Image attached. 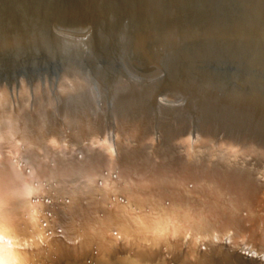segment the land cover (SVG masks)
<instances>
[{
    "label": "bare ground",
    "instance_id": "6f19581e",
    "mask_svg": "<svg viewBox=\"0 0 264 264\" xmlns=\"http://www.w3.org/2000/svg\"><path fill=\"white\" fill-rule=\"evenodd\" d=\"M36 1L3 21L36 9L47 24L53 3ZM79 5L46 28L60 52L38 32L24 49L0 37V72L15 66L0 92V264H264V46L194 18L189 40L141 30L109 47L130 18ZM20 68L75 86L25 84Z\"/></svg>",
    "mask_w": 264,
    "mask_h": 264
},
{
    "label": "rangeland",
    "instance_id": "374dc122",
    "mask_svg": "<svg viewBox=\"0 0 264 264\" xmlns=\"http://www.w3.org/2000/svg\"><path fill=\"white\" fill-rule=\"evenodd\" d=\"M4 1L5 0L1 1L0 5ZM17 1L21 3V0H6L5 3H3L6 4V8H4L3 4V8L0 6V11H2L0 12V37L3 39H5L6 36L14 37L17 40H20L22 48H17L20 50V48H27L26 41H28L29 37H31L30 35L38 32L39 34H42L41 36H44L46 40L50 39L49 42L54 44L50 45V49H55V52H60L62 48L57 47L59 46L58 43H65V39H63L64 41L62 39V41H59L58 38H61L62 36H53L47 32L46 28L51 22H57V20H59L58 18H61L64 15L70 16V12L75 11L77 8L80 9L81 6L79 5V2L82 0H68L72 2V5L69 6L64 4V1L67 0H57L58 2L56 0H50V2L53 3L51 4L53 8L51 10L52 16L48 18L50 22L47 24L43 23L45 17L43 16L42 11H38L36 9L33 11V13H22L24 14V17L22 16L23 18L21 17L15 20H7L4 22L3 19L7 17H11L10 19H12V16L15 15L14 12H16V14L19 12L18 6L20 4L16 3ZM28 1L33 2V0ZM34 1L37 2L36 0ZM40 1L44 2L43 0H38V2ZM60 1H62V3ZM95 3H102L109 7H115V14L120 13L125 17L130 18L131 23L129 27L131 28L123 27L114 29V32H112L113 34L108 39L107 45L109 47L122 45L123 37H125L124 40L130 41L133 39V36H136L141 30H144V34L148 33V36H151L153 33L156 34L161 32L162 34H165L167 32H173L176 31V28L178 27L179 37L189 40L190 29H187L185 25L191 24L194 18L198 19L199 24L204 27V31L209 33L208 35H232L233 39L235 40L233 44H236V47L239 49L242 48L243 50H248L251 48L264 46V0H153V2L152 0H95ZM64 7H67V11ZM119 7H121V11ZM124 7H126V9ZM10 8L13 9L11 13L13 12L12 14L14 15L9 13ZM3 9L8 11L6 15L3 13ZM122 29H124V31ZM119 31L122 34H120ZM256 32L260 34L258 35ZM93 35H95V33ZM36 37L38 39L39 35ZM208 40L209 39H207L206 42H208ZM8 42L10 41L8 40ZM37 48L42 49L41 46ZM214 48L221 50L223 47L214 44ZM178 58L181 59V57ZM61 67L66 66L62 65ZM14 68V64L8 63L5 71L11 72L14 70ZM7 72L4 73V70L3 72H0V92L5 91L8 87V82L4 81L5 78L3 77L4 74H7ZM17 72L19 76H24L22 78H17L19 82L31 84L32 86H48L47 88L52 91L57 90V92H62L59 91L58 88L53 87L55 85H63L60 89H63V87L73 88L64 85L74 84L75 86V80L72 73H68L64 76L61 74H46L49 76H41L35 80L31 79V81L28 83L27 81L29 76L24 73V70L20 68L17 70ZM35 73L37 74L38 72ZM47 79H50V82H46V84L43 81H46Z\"/></svg>",
    "mask_w": 264,
    "mask_h": 264
}]
</instances>
